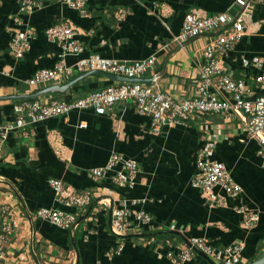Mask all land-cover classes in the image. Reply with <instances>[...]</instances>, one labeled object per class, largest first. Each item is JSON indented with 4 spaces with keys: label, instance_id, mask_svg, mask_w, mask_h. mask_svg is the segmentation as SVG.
<instances>
[{
    "label": "crops",
    "instance_id": "0c3cea01",
    "mask_svg": "<svg viewBox=\"0 0 264 264\" xmlns=\"http://www.w3.org/2000/svg\"><path fill=\"white\" fill-rule=\"evenodd\" d=\"M20 4L21 0H0V123L12 120L13 105L24 99L70 100L121 82L90 74L63 92H39L77 77L80 72L73 69L68 77L29 85L35 71L51 68L59 60L61 49L47 39L45 30L60 21L76 28L85 47L81 55L65 57L68 66L92 52L128 62L154 57L153 68L140 77L141 82L150 83L155 73L159 89L182 98L194 94L202 49L211 41L209 35L182 44L172 41L185 14L196 10L205 15H245L244 35L222 57V65L229 74L244 78L250 98L264 95L253 81L258 71L241 63L243 57L259 56L264 68V5L255 1L243 10L234 0H86L85 14L61 0H40L29 13L21 11ZM15 15L35 30L21 59L9 50ZM34 93L32 98H8ZM258 148L239 116L197 113L189 124L165 126L154 133L149 117L138 113L131 102H116L101 115L92 109L72 110L24 133L12 132L0 156V209L7 208L5 214L0 212V223L14 220L17 225L8 234L1 259L4 264H36L32 249L39 264H173L169 252L182 250L191 238L205 237L215 249L240 243L241 264H247L264 249V167ZM115 152L138 163L131 188H120L109 177H92L91 169L104 166ZM204 152L225 165L242 188L238 196H228L216 186L223 203L210 202L192 186L196 161ZM51 178L71 190L91 193V203L83 211L60 206L48 184ZM132 200L138 204L132 205ZM123 205L150 213L152 222L139 233L114 236L109 209ZM240 205L257 213L253 226L245 225L236 210ZM41 207L84 218L71 231L39 219L35 212ZM119 245L121 252H113ZM186 264L210 263L194 253Z\"/></svg>",
    "mask_w": 264,
    "mask_h": 264
},
{
    "label": "built area",
    "instance_id": "2783aa9c",
    "mask_svg": "<svg viewBox=\"0 0 264 264\" xmlns=\"http://www.w3.org/2000/svg\"><path fill=\"white\" fill-rule=\"evenodd\" d=\"M69 7L85 14L86 0H61ZM264 5V0H234V3L246 10L251 2ZM40 0H21L20 10L29 13L36 8ZM16 29L9 41V50L15 58L21 59L30 47L35 30L26 25L21 15L14 16ZM245 15L227 12L205 15L196 10L185 14L180 33L173 37L176 44L200 36H211V41L202 49V63L196 81L195 92L192 96L176 97L158 88L157 74L152 75L150 83L140 81H121L94 90L86 95L70 100L24 99L13 105L14 118L0 123V156L9 135L12 132L26 130L48 118L68 114L72 110L92 109L97 114H105L112 110L116 102H131L136 111L150 119L151 130L159 133L165 126L178 123L189 124L193 115L219 114L222 116H239L244 122L250 136L254 138L259 148L257 154L264 167V95L250 98L247 95V85L243 77H237L225 71L222 57L231 50L242 38L245 30ZM49 41L56 42L61 55L51 68L39 69L28 79L29 85L45 84L50 81L68 77L73 69L78 72L99 70L104 73L126 78H140L155 64L154 57L134 61H121L101 56L97 52L88 53L78 59L74 67L65 63L67 55H81L85 47L77 39L76 28L68 21H60L45 30ZM242 66L251 67L258 71L253 81L257 87L264 89L263 60L259 56L242 58ZM212 89H217L213 92ZM197 171L191 181L193 187L199 189L210 202L223 203V197L214 188L220 187L231 197L240 194L241 186L233 180L225 165L209 158L208 153L196 161ZM138 163L119 153H112L106 164L91 169L93 179L101 180L109 177L120 188H131L139 172ZM48 184L53 189L56 202L63 207H74L85 210L92 201V194L87 191L71 190L60 179L51 178ZM138 204L137 200L131 201ZM236 210L244 217L247 227L253 226L258 220L257 213L247 206L240 205ZM1 215L7 212L6 207L0 209ZM39 219L46 220L52 225L74 231L80 225L79 214L66 212L60 208L41 207L35 212ZM152 215L144 210H132L119 206L111 211L110 232L116 237L129 233H139L143 226L152 222ZM16 221L0 223V258L4 256V248L8 234L16 227ZM120 253L122 245L112 249ZM198 250L211 260L220 264H241L242 245L234 243L222 249H215L205 237H194L189 245L178 252H169L168 257L173 264H186ZM97 264V263H91Z\"/></svg>",
    "mask_w": 264,
    "mask_h": 264
},
{
    "label": "water",
    "instance_id": "95a60500",
    "mask_svg": "<svg viewBox=\"0 0 264 264\" xmlns=\"http://www.w3.org/2000/svg\"><path fill=\"white\" fill-rule=\"evenodd\" d=\"M90 74H102V75H106L108 76L110 79H113V80H117V81H131V82H134V81H140L141 82V79L140 78H126V77H122V76H118V75H112V74H108V73H104L102 71H99V70H89V71H85V72H82L80 73L77 77L73 78L72 80H70L68 83L64 84V85H52V86H49L39 92H42V93H53V92H63L65 89H67L68 87H70L71 85H73L75 82H77L78 80H80L81 78H84ZM37 93H34V94H31V95H17V96H9L8 98H12V99H15V98H19V99H23V98H29V97H36ZM2 98V97H0ZM95 205V203H92L90 206H89V210ZM111 214V208L109 209V215ZM83 217H80V220L83 219ZM189 245V242L188 244ZM196 253L198 255H200L201 257H204L205 259H207L209 261L210 264H215L213 261H211L209 259L208 256H206L204 253L198 251V250H195ZM30 253H31V256L34 260V262L36 264H39L38 260H37V257L35 256L33 250L31 249L30 250ZM0 264H4V262L2 261V259L0 258ZM247 264H264V249L257 255V257L252 260L251 262L247 263Z\"/></svg>",
    "mask_w": 264,
    "mask_h": 264
}]
</instances>
